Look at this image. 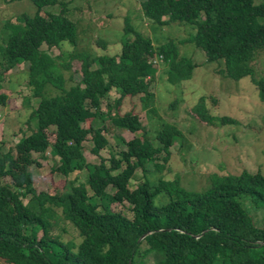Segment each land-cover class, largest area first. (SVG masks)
<instances>
[{"label": "trees", "instance_id": "obj_1", "mask_svg": "<svg viewBox=\"0 0 264 264\" xmlns=\"http://www.w3.org/2000/svg\"><path fill=\"white\" fill-rule=\"evenodd\" d=\"M28 1L34 12L20 15L22 24L7 21L0 34V109L10 100L3 81L22 64H28L29 97L38 98L26 120L34 118L35 129L8 146L0 140V259L8 264H146L152 256L153 264H264V217L256 224L241 203L247 198L264 208V175L259 170L211 173L202 191L183 187L178 176L154 182L150 171L164 169L180 131L162 123L153 134L161 146H155L138 111L123 110L125 100L136 97L151 110L154 63L165 67L167 81L174 84L191 78L197 64L180 55L174 40L155 46L127 19L117 52L79 51L70 1ZM50 5H58V11L42 10ZM141 8L153 24L191 25L194 32L179 43L200 48L206 62L230 78L251 75L248 63L264 49V0H143ZM95 43L106 50L103 41ZM53 48L59 56L49 53ZM74 62H79L77 72ZM253 81L264 99V77ZM192 110L207 123L235 122L227 116L213 119L205 97ZM95 117L135 137H117L112 151L105 124L94 126ZM86 120L89 126L83 127ZM88 136L92 154L108 148L109 155L99 157L85 182H77L76 173L88 165L83 152ZM47 150L58 156L52 170L66 178L68 191L35 192L29 167L36 162L33 153ZM138 169L143 179L131 188ZM158 194L167 201L157 205ZM123 202L131 206V219L107 208ZM66 223L76 237H64Z\"/></svg>", "mask_w": 264, "mask_h": 264}, {"label": "rangeland", "instance_id": "obj_2", "mask_svg": "<svg viewBox=\"0 0 264 264\" xmlns=\"http://www.w3.org/2000/svg\"><path fill=\"white\" fill-rule=\"evenodd\" d=\"M68 1L72 10L70 17L77 23L79 51H87L94 56L111 54L116 49L117 52L120 49V39L127 19L132 26L151 37L155 46L174 40L178 43L180 55L197 64L191 78L174 84L167 81L165 67L162 64L158 65V62L154 63L157 72L151 84V90L154 92L151 110L143 108L139 97L128 98L123 104V110L138 111L143 127L150 132L155 146H161L153 134L155 135V131L159 130L162 123L170 122L180 131V136L169 148L170 156L164 169L150 171L149 179L155 182L159 177L172 179L178 176L183 187L202 191L209 185L211 173L238 174L242 170L250 172L259 170L264 175V99L253 81L264 77V49L248 63L251 75L233 79L222 75L215 63H207L200 48L186 41L184 44L179 43L194 32L191 25L180 21H171L161 26L153 24L144 18L141 8L143 0ZM42 10L55 12L58 11V5L46 6ZM33 12L34 6L28 0H0V34L7 21L22 24L23 20H17L18 17L23 13L31 15ZM166 18L163 16V19ZM97 40L105 43L106 50H101L100 45L95 43ZM40 48L46 50V46L42 45ZM49 53L53 57L60 54L56 48L51 49ZM27 69V63L14 68L6 75L2 84L10 96L8 106L0 109V140L6 142L7 146L10 142L15 143L21 136L28 135L36 127L34 118L29 120V124L26 122L38 100L29 97ZM72 70L79 71V62H74ZM64 73L67 75V72ZM51 93L53 92L50 91ZM201 97L206 98V105L213 119L227 116L236 123L212 124L201 120L192 110ZM173 102L175 105L172 106ZM100 108L104 109L103 102ZM89 121L86 120L82 126L88 127ZM102 122L106 127L104 137L112 151L117 150L119 144L117 137L125 141L135 137V134L129 131L111 127L107 119L100 121V118L95 117L92 120L94 126H100ZM49 138L53 140V136ZM83 148L88 165L76 173L77 182H85L88 172L93 164L98 162L99 157L106 159L109 155L108 148L100 149L99 156L92 154L89 136L83 143ZM33 157L36 162L31 164L29 169L35 192L57 193L70 189L66 178L52 170L58 160L57 155L50 154L47 150L43 155L33 153ZM149 167L155 168L153 164ZM142 179L143 172L138 169L130 182V187H136ZM105 189L112 192L110 186ZM154 201L160 205L167 201V197L158 194ZM241 203L250 211L253 221L261 224L264 208H256L247 198H241ZM130 207L127 202L107 204L108 209L118 211L129 219L132 218ZM66 225L68 234L64 237L70 235L76 237L77 232L70 224ZM152 261L154 259L151 256L146 260V264H153ZM0 264L8 263L0 259Z\"/></svg>", "mask_w": 264, "mask_h": 264}]
</instances>
